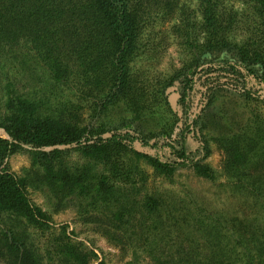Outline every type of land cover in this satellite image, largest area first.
Here are the masks:
<instances>
[{"label": "rangeland", "instance_id": "1", "mask_svg": "<svg viewBox=\"0 0 264 264\" xmlns=\"http://www.w3.org/2000/svg\"><path fill=\"white\" fill-rule=\"evenodd\" d=\"M190 9L199 22L194 4ZM173 25L169 18L150 22L123 92L103 99L104 79L93 77V66L64 85L34 60L21 64L0 57V121L9 112L8 85L33 118L78 116L81 127L105 138L117 130L142 133L150 143L160 140L175 123L169 109H180L177 93L164 105L158 88L192 61ZM202 102L194 100L198 110L207 108L196 140L187 142L193 159L200 157L199 137L207 146L202 173L165 172L149 160L155 151L145 148L140 149L146 154L111 148L105 155L87 149L37 157L15 149L0 160V173L22 184L32 216L41 223L32 225L33 218L19 214L0 221H8L14 240L26 238L41 264H71L73 257L81 259L78 251L88 264H246V256L264 264V105L226 89ZM176 117L180 124L181 113ZM0 139L9 140L3 128ZM66 242L72 245L61 248ZM65 248L73 255L61 256ZM1 253L0 264H9Z\"/></svg>", "mask_w": 264, "mask_h": 264}, {"label": "trees", "instance_id": "2", "mask_svg": "<svg viewBox=\"0 0 264 264\" xmlns=\"http://www.w3.org/2000/svg\"><path fill=\"white\" fill-rule=\"evenodd\" d=\"M229 2L232 4L231 0H0L1 59L21 64L24 59L34 60L50 79L64 85L80 80L93 66V77L104 79L102 99L123 92L131 59L151 21L173 20V30L192 52V61L158 88L157 98L164 105H168L172 93L178 94L180 111L168 108L175 123L152 143L142 133L117 130L105 138L81 127L78 116L69 121L66 115L33 118L27 102L11 97L13 92L5 85L9 112L0 121V128L9 140L0 139V160L15 149L37 157L74 150L83 153L87 149L105 155L111 148L146 154L140 149L145 148L155 151L149 160L165 172L192 168L202 173L199 162L207 157V146L199 137L196 150L200 157L193 159L195 153L188 151L187 142L196 140L194 134L207 106L198 110L194 100L210 102L216 92L226 89L264 105V0H237L241 10ZM191 4L199 12V22L192 15ZM177 112L182 115L180 124ZM32 211L22 184L1 172L0 217L19 214L33 218L29 223L40 226ZM0 223L6 226L0 230L4 260L9 264H41V255L27 247L26 238L14 240L8 221ZM70 244L66 242L61 248ZM235 244L239 246L240 241ZM78 253L81 259L73 257L71 264H88ZM60 255L68 258L73 251L65 248ZM243 259L246 264H254L248 256Z\"/></svg>", "mask_w": 264, "mask_h": 264}]
</instances>
